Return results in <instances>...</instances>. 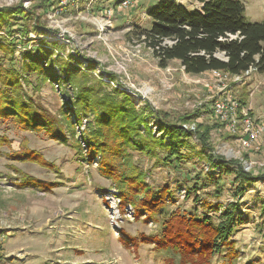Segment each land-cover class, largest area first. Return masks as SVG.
<instances>
[{
    "label": "trees",
    "instance_id": "obj_1",
    "mask_svg": "<svg viewBox=\"0 0 264 264\" xmlns=\"http://www.w3.org/2000/svg\"><path fill=\"white\" fill-rule=\"evenodd\" d=\"M198 2L200 9L189 10L174 0H159L146 13L151 27L136 26L134 33L152 51L159 67L166 69L176 61L192 76L214 71L239 75L250 67L264 74V22H249L240 0ZM54 6L51 0H41L30 9L23 3L0 7V127L12 124L21 132L43 133L51 140L70 145L80 162L92 165L97 160L98 172L110 180L119 194L122 215L130 205L135 211L134 220L158 227L150 234L133 237L122 231L121 244L127 249L136 252L142 245L151 246L155 252L166 255L164 264H237L239 251L231 239L242 224L240 201L247 185L264 179V172H247L241 161H226L216 155L210 141L211 132L219 124L198 123L201 112L183 114L174 122L166 113L148 106L137 110L126 92L109 88L101 76L95 75L93 60L85 58L88 69L83 70L80 57L65 54L63 44L42 42L35 49L29 48L30 34L45 30L43 17ZM106 8L98 10L103 13ZM18 49L20 56H16ZM56 68L61 72L59 76ZM115 80L110 74V81ZM47 82L68 97L71 109L65 104L66 109L53 113L29 95V90L38 92ZM246 92L240 99L242 107H247ZM69 111L73 112V118ZM210 113L213 115L212 110ZM150 119L156 123L159 138L153 135ZM84 121L87 127L80 131ZM185 124H195V132L185 129ZM194 139L202 149L197 155L208 163L204 175L212 178L217 187L216 198H220L224 177L234 176L233 201L227 205L202 198L199 182L192 191H187L186 198L194 192L195 204L206 209L201 216H197V208L194 215L181 207L168 210V205H176L174 190L169 185L153 187L134 155L154 158L162 165L180 164L191 158ZM3 147L9 152L4 154ZM158 150L167 153L164 159ZM189 150L190 154L186 153ZM2 155L52 168L43 156L24 145L12 151V140L5 134H0ZM13 170L20 176L17 186L21 188L36 187L51 192L58 186L14 167ZM261 214L264 217V201Z\"/></svg>",
    "mask_w": 264,
    "mask_h": 264
},
{
    "label": "rangeland",
    "instance_id": "obj_2",
    "mask_svg": "<svg viewBox=\"0 0 264 264\" xmlns=\"http://www.w3.org/2000/svg\"><path fill=\"white\" fill-rule=\"evenodd\" d=\"M60 1L51 0L55 6L43 17L45 30L30 34L29 48L35 49L42 42L63 44L65 54L80 57L81 69H88L85 58L93 60L95 75L101 76L109 88L119 86L120 91L132 98L137 110L148 106L166 113L174 122L183 114L198 111L201 112L198 123L219 124L210 113L213 112L212 98L218 92L217 87L229 84L228 88L238 99L247 91V108L251 109L255 119L264 123V74L254 72L242 84H233L213 79L211 73L188 75L177 62H171L166 69L159 67L152 51L134 33L136 26L151 27L146 13L159 0H131L134 5L126 9L117 5L120 0H70L64 8ZM174 1L189 10L201 8L198 0ZM240 1L246 7L249 22H264V0ZM40 2L0 0V7L23 3L30 9ZM107 6L114 13V27L103 31L94 17L102 15L98 7ZM20 55L18 49L16 56ZM217 57L223 58L221 54ZM56 74H61L57 68ZM110 74L115 76V81H110ZM53 86L47 82L38 92L29 90V95L57 113L59 109H66L64 105H69V99ZM69 113L73 118V112ZM150 125L153 135L159 138L155 121L150 119ZM85 127L86 121L80 131ZM183 127L194 132L196 129L195 124ZM216 127L210 141L216 155L226 161L243 159L253 167L255 174L263 171L260 166L264 162V150L256 152L255 145L243 149L238 138L224 126ZM0 134L12 140V151H18L24 145L52 164V168H45L37 163L0 156V254L4 256L0 264H164L166 255L155 252L151 246L142 245L136 252L122 246V231L133 237L140 233L150 234L158 227L154 223L146 225L141 220H134L126 209L122 215L119 194L113 193L110 180L98 172L97 160L92 165L82 163L70 145L51 140L43 133L21 132L12 124L2 125ZM191 146L194 150L191 158L180 164L162 165L154 158L134 155L153 187L169 185L174 190L176 205H168V210L181 207L194 215L197 208V216H201L206 209L195 204L194 192L186 198L187 191H192L199 182L202 198L213 204L227 205L233 201L234 176L224 177L220 183V198H216L217 187L213 179L204 175L208 163L197 155L202 149L196 139L191 141ZM2 152L6 154L9 149L3 147ZM157 152L162 159L167 155L163 150ZM13 167L58 186L51 192H42L36 187L21 188L17 186L20 176ZM263 201L264 179L247 185V192L240 201L242 224L231 239L239 251L237 264H264Z\"/></svg>",
    "mask_w": 264,
    "mask_h": 264
},
{
    "label": "built area",
    "instance_id": "obj_3",
    "mask_svg": "<svg viewBox=\"0 0 264 264\" xmlns=\"http://www.w3.org/2000/svg\"><path fill=\"white\" fill-rule=\"evenodd\" d=\"M70 0H61V8H64L69 4ZM131 5H134L131 0H123L120 8L126 9ZM97 19L98 25H100L103 31L109 30L114 27V13L110 8L102 13V15L94 17ZM183 71L184 68L182 67ZM85 70V69H84ZM256 68L250 67L246 72L239 75H230L221 71H214L211 73L213 79L220 82L231 81L233 84H242L243 81L256 72ZM185 72V71H184ZM115 89L119 86H114ZM229 84H224L217 87V94L213 96V115L218 120L219 124L224 126L233 137H237L239 145L243 149H249L252 145L256 146V152L264 150V123H261L258 119L251 116V109L242 107L240 99L234 96L233 92L228 88ZM186 127V126H185ZM187 128V127H186ZM157 129V128H156ZM193 129V128H192ZM241 163L245 171H252V168L247 162L241 159ZM264 172V162L260 166ZM113 193L118 195V192L114 189ZM126 212L131 218L134 219L135 211L132 206L128 205Z\"/></svg>",
    "mask_w": 264,
    "mask_h": 264
},
{
    "label": "crops",
    "instance_id": "obj_4",
    "mask_svg": "<svg viewBox=\"0 0 264 264\" xmlns=\"http://www.w3.org/2000/svg\"><path fill=\"white\" fill-rule=\"evenodd\" d=\"M198 4H200V3H198ZM174 62H176V61H174ZM178 63V62H177Z\"/></svg>",
    "mask_w": 264,
    "mask_h": 264
}]
</instances>
